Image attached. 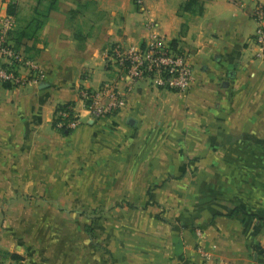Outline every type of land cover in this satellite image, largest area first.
Masks as SVG:
<instances>
[{"label": "crops", "instance_id": "0c3cea01", "mask_svg": "<svg viewBox=\"0 0 264 264\" xmlns=\"http://www.w3.org/2000/svg\"><path fill=\"white\" fill-rule=\"evenodd\" d=\"M29 1L0 0V15ZM31 1L33 17L43 6ZM185 1L58 0L23 40L45 79L0 86V264H264V61L253 17L264 0H201V14H179ZM149 26L189 55L193 87L142 84L125 110L93 120L78 89H99L113 76L107 51L141 44ZM67 103L81 124L64 134L54 123ZM89 188L122 202L95 240L85 227L56 239L61 230L36 226L48 217L40 205L88 203L86 191L65 189Z\"/></svg>", "mask_w": 264, "mask_h": 264}, {"label": "built area", "instance_id": "2783aa9c", "mask_svg": "<svg viewBox=\"0 0 264 264\" xmlns=\"http://www.w3.org/2000/svg\"><path fill=\"white\" fill-rule=\"evenodd\" d=\"M135 3L144 4L143 0ZM253 17L257 25L256 57L264 61V6H257ZM16 25L14 17L0 15V86L20 88L40 84L45 79L42 66L22 48H17L11 38ZM147 30L149 35L141 44L119 43L107 51L105 65L113 76L99 89H78L79 99L93 120L102 121L125 110L130 95L142 84L177 93H188L193 87L195 78L189 55L176 48L166 35L155 32L153 26ZM88 80L87 73L84 81ZM56 117L61 118L55 124L61 131L75 130L81 124V114L74 105L68 111L57 112ZM68 117L71 119L65 120ZM200 251L203 257H211L210 252L201 248Z\"/></svg>", "mask_w": 264, "mask_h": 264}, {"label": "rangeland", "instance_id": "374dc122", "mask_svg": "<svg viewBox=\"0 0 264 264\" xmlns=\"http://www.w3.org/2000/svg\"><path fill=\"white\" fill-rule=\"evenodd\" d=\"M135 0H130L133 3ZM32 1L30 0L27 4L26 2L23 11H19L18 21L22 22V27L26 25V22L30 20L33 13H30V10H27L29 6H31ZM33 2H37V0H33ZM52 0H43L42 4L45 5L42 8L41 13H46V7L51 3ZM24 21V22H23ZM15 32V31H14ZM13 32V33H14ZM65 192H69V194H76L80 195L83 194L85 191L88 194L89 202L86 203L84 201H76V202H68V203H58V204H42L40 208L46 207V212L48 213V217L45 219L43 215L40 217L39 220H36V226L41 227H55V229L61 230L59 235H56L53 238L56 239H68L70 236L67 234L68 229L70 228H79L85 227L88 230L92 229L94 232V240L95 237V230L102 224H110L115 222L114 219L110 216V213L115 211V208L121 205L122 202L115 203H102L99 202V199H105L106 197H111L113 194L114 189L111 188H89V189H65ZM157 189L155 188L153 192ZM63 194H61L62 196ZM120 201V200H119ZM122 201V200H121ZM156 210V207H153ZM42 210V209H41ZM76 213V215H75ZM108 218L110 220H108ZM116 222H129L128 220H117ZM131 222V221H130ZM73 237V236H72ZM76 238H80V236H76ZM101 240V238L99 239Z\"/></svg>", "mask_w": 264, "mask_h": 264}, {"label": "trees", "instance_id": "16d2710c", "mask_svg": "<svg viewBox=\"0 0 264 264\" xmlns=\"http://www.w3.org/2000/svg\"><path fill=\"white\" fill-rule=\"evenodd\" d=\"M3 1H6V0H3ZM42 1L43 0H37V4L39 6H45L42 4ZM57 4H58V0H52V2L49 3V5L46 7V13L44 14L41 13L42 9L37 8L35 11V15H33V17L26 24V26L15 30V32L13 31L14 33L11 34V38L14 41L15 46L17 48H21L23 44V40L25 39L33 40L34 38H36L39 30L41 29V27L44 25L45 21L47 20L49 13L52 10H55L57 8ZM202 11H203V3L201 0H186L180 8L179 14H183V13L201 14ZM17 13H18V5H16L15 3L9 2L8 15L16 17ZM71 105H73V103H67V104L61 105L58 108L57 112L68 111ZM60 119L61 118L55 117L54 124H56ZM70 119L71 117H68L65 120L68 121ZM68 132L70 131L65 130V129L63 130L64 134ZM149 194H150V191H149ZM2 256L4 257L10 256V258L15 261H21V257H19L18 255H9L6 253V254H2Z\"/></svg>", "mask_w": 264, "mask_h": 264}]
</instances>
